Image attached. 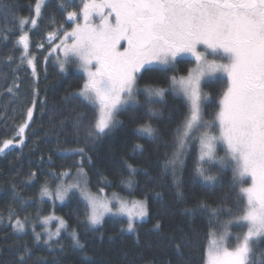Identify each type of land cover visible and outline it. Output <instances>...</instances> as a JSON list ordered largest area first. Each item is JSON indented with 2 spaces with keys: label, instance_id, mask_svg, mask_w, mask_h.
I'll list each match as a JSON object with an SVG mask.
<instances>
[{
  "label": "trees",
  "instance_id": "trees-1",
  "mask_svg": "<svg viewBox=\"0 0 264 264\" xmlns=\"http://www.w3.org/2000/svg\"><path fill=\"white\" fill-rule=\"evenodd\" d=\"M36 3L0 0V144L18 138L29 109L34 105L35 110L24 144L0 154V264H20L21 256L24 264H202L210 234L220 235L231 216L220 211L216 222L203 210L192 216L185 209L194 208L197 202L213 208L222 203L225 208L234 207V202L220 199L228 192L230 168L220 175L222 184L212 189L195 177L199 153L195 141L185 153L183 170L177 173L179 188L172 173L164 170L165 161L175 151L174 134L188 112L187 101L171 90L169 77L185 76L194 61L184 58L174 67L146 68L137 79L136 86L141 90L137 103L118 114L120 123L115 129L100 138L87 137L84 129L93 120V107L76 95L85 76L75 69L63 73L50 64L46 70L40 69L36 80L21 59L17 21L31 19ZM59 3H45L37 26L29 30L31 48L41 46L47 34L65 24ZM38 62L41 65L42 60ZM225 83L226 78L218 77L204 84L206 100L212 97L204 104L209 122L219 110ZM146 87L167 90L163 101L152 105L159 113L156 116L145 105ZM145 123L158 130L156 138L139 133ZM80 148L83 154L75 151ZM220 155L223 157L221 151ZM80 169L94 191L146 200L148 218L135 223V232L127 231V219L115 216L92 226L86 219L88 205L77 188H72L63 201L55 195L42 197L44 188L56 191L61 185L73 183ZM46 217L64 221L59 235L51 240ZM17 219L24 224L23 231L15 228ZM158 222L160 230L155 229ZM51 228L57 230V222H52ZM73 233L83 248L75 243ZM182 233L192 244L181 255L170 246L169 238H179ZM261 250L264 244L255 249L258 261H264Z\"/></svg>",
  "mask_w": 264,
  "mask_h": 264
},
{
  "label": "snow or ice",
  "instance_id": "snow-or-ice-1",
  "mask_svg": "<svg viewBox=\"0 0 264 264\" xmlns=\"http://www.w3.org/2000/svg\"><path fill=\"white\" fill-rule=\"evenodd\" d=\"M43 3L44 0H37L33 18L17 21L20 35L16 42L23 49L21 59H26L33 71L34 61L28 58L30 36L25 25L36 26ZM58 7L72 26L71 31L57 30L62 39L53 51L63 52L61 71L65 63L78 62L86 74L76 95L93 107V120L84 129L87 137L100 138L110 133L120 123L118 114L137 103L136 96L141 91L136 86L137 79L146 66L174 67L177 58L185 54L195 58L196 66L186 76L169 77L171 90L186 99L188 112L174 134L175 151L165 161L164 170L172 173L179 188L177 173L185 165L187 142L203 130L198 137L195 177L204 187L212 189L222 184L220 175L230 168L228 192L220 199L233 200L234 207L225 208L222 203L213 208L197 202L194 208L185 209L192 216L203 210L216 222L220 211L231 216L223 225L222 235L210 234L202 264H264L258 261L255 252L264 244V0H79L78 4L77 0H60ZM56 38V31L49 34L50 40ZM201 46L203 50H199ZM218 73L226 76V90L219 100V110L209 122L202 118V101L207 97L202 94L201 85ZM143 91L148 112L158 115L152 105L163 101L167 90L146 87ZM27 119H32L31 109ZM26 127L24 124L17 132L21 137L19 144H23ZM212 128H216L215 134L208 131ZM138 131L154 139L158 130L145 123ZM12 145V140L4 141L0 153ZM218 145L224 146L223 157L217 155ZM75 151L84 153L83 148ZM78 187L61 185L55 194L63 201L72 188ZM41 195L51 193L44 188ZM86 199V219L92 226L102 224L104 216L111 213L127 216V231L135 232L137 218L143 220L148 215L143 200L133 201L130 206L118 200L113 212L106 198ZM51 219L46 217L44 223ZM60 224L63 226L64 221ZM233 224L246 231L236 235L235 244L228 246L226 237ZM15 228L23 231L24 224L17 219ZM160 228L158 222L155 229ZM59 233L57 228L55 233H49L48 239ZM36 238L39 239V234ZM73 238L80 248L84 247L75 233ZM169 240L170 246L181 255L192 244L183 233ZM260 255H264V250ZM20 264H24L23 256Z\"/></svg>",
  "mask_w": 264,
  "mask_h": 264
},
{
  "label": "rangeland",
  "instance_id": "rangeland-1",
  "mask_svg": "<svg viewBox=\"0 0 264 264\" xmlns=\"http://www.w3.org/2000/svg\"><path fill=\"white\" fill-rule=\"evenodd\" d=\"M46 2H47V0H44V3H43L42 8H41V12H42V10H43L44 5H45ZM78 3H79V0H77V4ZM33 17H34V15H33ZM38 20L39 19H37V24H38ZM97 22H98V20H97ZM37 24H36V26H37ZM71 26H72L71 25V22H67L66 21L64 25L62 24V25L58 26L57 30L58 29H66L68 31H71ZM27 27L28 28L26 30H28V31L30 29H34L35 28V27H32L30 24ZM49 34H47V41L43 42L44 44L42 43V46L32 47L31 48V45H30L29 50H28V58H32L33 61H34V71H33V66H30L28 64L27 65L32 70L33 75H34L33 77H35L36 80L40 76V73H41L40 72V69H42L41 71H44V70H46L49 67L50 64L55 65L61 71V69H60V62H61V60H63V52H62L61 49H57L55 51H53V49L55 48V46L57 44L60 43V40L62 39V36H61L60 32L57 31L56 32L57 38L50 40L49 39ZM29 36H30V42H31V31H29ZM69 42H71V41H69ZM123 44H124V42H122V45ZM121 50H123V48H121ZM21 52H22V56H23V49H22ZM184 58L191 59V60L194 61V65L190 69H192V68H194L196 66V64H195V58L193 56L189 55V54H185L183 56L178 57L177 58V61L180 60V59H184ZM209 58L212 59L213 57H209ZM39 59L42 60L41 65L38 62ZM24 60L26 61V59H24ZM177 61L175 63H177ZM218 62L226 63V61H218ZM26 63H27V61H26ZM170 66H172V65L156 64V65H152V66H146V68H149V67L166 68V67H170ZM69 69H75L76 71L82 73L85 76V78H86V74L80 68L78 62H68V63H65L64 70L62 72L63 73H67L69 71ZM218 77H224V78H226V76L224 74L218 73L216 76H213V77H210V78H206L205 81L202 82L201 91H202V94L204 96L207 97L206 92L204 90V84L207 81L216 79ZM178 95H180V94H178ZM180 96H182V95H180ZM136 100H137V96H136ZM205 103H206V99L202 101V118L205 121H207L206 118H205V115H204V107H205L204 104ZM31 110H32V119H33V117H34V111H35L34 110V105L32 106V109ZM32 119L29 121L26 118L25 123L22 124V126L24 124H27V127L25 128V131H24V134H23V144L25 142L26 130L29 127L30 123L32 122ZM208 131H210L213 134H215L216 133V128L208 129ZM202 132H203V130H201V132L195 133L192 136V138L187 142L185 153L189 149V147H190V145H191V143L193 141L197 142L198 149H199L198 137L202 134ZM20 139H21V137H19V136L16 139H10V140L13 141V145L9 149L14 148V147H20V146H22L23 144H19V140ZM9 149L5 150V152L8 151ZM220 151L222 152V154L224 156L225 155V151H224V146L223 145H218L217 146V155L219 157H222L220 155ZM0 154H3V153H0ZM73 184L79 185V187L77 189L80 191L81 196H82L83 200L87 203V205H88V200L86 199L87 196L98 197V198H101V199H105L106 198L108 201L111 202V204L113 206V212H115L116 207L118 206L117 205V201L118 200H123L125 202H128L129 203V206H130L131 202H133V201L142 200V199H138V198L127 197V196L121 195V194H119L117 192L109 193V192L104 191V190H102V191H94V190H92L90 188L89 184H88L87 176H86V173L84 172L83 169H80L79 172L76 174V179L74 180V182L73 183H70L68 185H73ZM130 185H131V183H129V186ZM64 186H66V185H64ZM245 186H247V185H245ZM47 189L51 193L50 197H52L53 195H55L56 199L59 200V201H61L60 199L57 198V196L55 194L57 190L56 191H51L50 188H47ZM66 197H67V195H66ZM143 201H146V200H143ZM146 203H147V201H146ZM147 211H148V205H147ZM107 216H115V217L125 218V219L128 220L127 216L113 215V214L109 213V214H106L104 216V218L107 217ZM147 218H148V215L146 217H144L143 220H140L139 218H137V220L135 221V223L136 222H140V221H144ZM60 221H61V219L55 218V217H52V219L48 221V223L46 224L47 225L48 235H49V233H55L56 232L55 229H52L51 228L52 222H57V228H60V227H62L61 224H60ZM96 226H99V225H96ZM228 231H229V235H228V237H226V243L228 244V246H233L235 244V242H236L235 241V236L241 234L244 231H246V229L245 228H241V227L233 224V225H231L229 227ZM222 234H223V232L220 235H222ZM53 236H55V235H53ZM217 236H219V235H217Z\"/></svg>",
  "mask_w": 264,
  "mask_h": 264
},
{
  "label": "flooded vegetation",
  "instance_id": "flooded-vegetation-1",
  "mask_svg": "<svg viewBox=\"0 0 264 264\" xmlns=\"http://www.w3.org/2000/svg\"><path fill=\"white\" fill-rule=\"evenodd\" d=\"M199 50H203V46H201V48L199 49ZM211 96L208 98V100H206V101H209V100H211Z\"/></svg>",
  "mask_w": 264,
  "mask_h": 264
},
{
  "label": "bare ground",
  "instance_id": "bare-ground-1",
  "mask_svg": "<svg viewBox=\"0 0 264 264\" xmlns=\"http://www.w3.org/2000/svg\"><path fill=\"white\" fill-rule=\"evenodd\" d=\"M28 16V15H27Z\"/></svg>",
  "mask_w": 264,
  "mask_h": 264
}]
</instances>
